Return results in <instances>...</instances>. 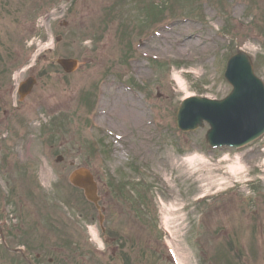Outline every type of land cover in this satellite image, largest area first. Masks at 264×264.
Masks as SVG:
<instances>
[{"label": "rangeland", "instance_id": "obj_1", "mask_svg": "<svg viewBox=\"0 0 264 264\" xmlns=\"http://www.w3.org/2000/svg\"><path fill=\"white\" fill-rule=\"evenodd\" d=\"M238 51L264 84V0H0L6 245L31 264H264V136L211 150L207 126L183 134L174 120L185 98L229 94L223 74ZM59 59L77 70L64 74ZM79 168L109 222L130 229L123 261L95 236L100 212L69 185ZM137 193L150 208L141 221L122 207L141 206ZM21 260L0 243V264Z\"/></svg>", "mask_w": 264, "mask_h": 264}, {"label": "water", "instance_id": "obj_2", "mask_svg": "<svg viewBox=\"0 0 264 264\" xmlns=\"http://www.w3.org/2000/svg\"><path fill=\"white\" fill-rule=\"evenodd\" d=\"M57 63L68 73L76 68L72 60ZM224 77L232 87L224 100L187 99L177 111L176 124L181 131L189 132L206 122L210 128L206 134L209 146L239 148L264 134V86L254 76L249 59L242 53L228 61ZM32 84L29 80L21 86V96L29 92ZM69 181L83 189L89 201H97L95 184L88 171L74 172Z\"/></svg>", "mask_w": 264, "mask_h": 264}, {"label": "flooded vegetation", "instance_id": "obj_3", "mask_svg": "<svg viewBox=\"0 0 264 264\" xmlns=\"http://www.w3.org/2000/svg\"><path fill=\"white\" fill-rule=\"evenodd\" d=\"M113 210H116V207H113ZM118 226H124V224H117V223H108V227L99 229L102 233V236L107 240L109 239L110 243L116 246L114 250L112 251L113 256L118 255L119 257L122 256V254H125L128 241L130 240V236L125 231H130V229H123L122 227Z\"/></svg>", "mask_w": 264, "mask_h": 264}, {"label": "bare ground", "instance_id": "obj_4", "mask_svg": "<svg viewBox=\"0 0 264 264\" xmlns=\"http://www.w3.org/2000/svg\"><path fill=\"white\" fill-rule=\"evenodd\" d=\"M186 38H187L186 43H185L184 47H182L183 50L177 51L178 55H180V56H186V54H187V50H186L187 48L186 47L190 45V41L193 39V37L191 35H187V34H186ZM199 41L202 45L205 44L206 47L208 46V43L206 42L205 38L200 39ZM128 115H132V118L134 121L138 120L139 115H137L136 113L129 112ZM120 116H122V115H120Z\"/></svg>", "mask_w": 264, "mask_h": 264}]
</instances>
